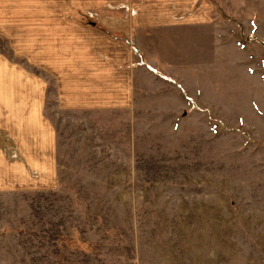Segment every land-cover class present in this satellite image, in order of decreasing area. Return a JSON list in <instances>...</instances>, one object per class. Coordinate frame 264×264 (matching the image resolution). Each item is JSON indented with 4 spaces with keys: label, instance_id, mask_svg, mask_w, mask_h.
Wrapping results in <instances>:
<instances>
[{
    "label": "rangeland",
    "instance_id": "obj_1",
    "mask_svg": "<svg viewBox=\"0 0 264 264\" xmlns=\"http://www.w3.org/2000/svg\"><path fill=\"white\" fill-rule=\"evenodd\" d=\"M163 15L195 18L189 50L204 63L189 85L209 88L196 106L142 110L144 92L140 105L95 104L100 118H43L49 56L119 43L140 66L167 50L143 27ZM83 61L86 99L102 84ZM43 119L61 153L39 145ZM0 264H264V0H0Z\"/></svg>",
    "mask_w": 264,
    "mask_h": 264
},
{
    "label": "crops",
    "instance_id": "obj_2",
    "mask_svg": "<svg viewBox=\"0 0 264 264\" xmlns=\"http://www.w3.org/2000/svg\"><path fill=\"white\" fill-rule=\"evenodd\" d=\"M225 16L226 17H223V19L224 21H227V15L225 14ZM200 20L201 19H196V21ZM194 21L195 18L174 19L166 18L164 15L154 19H146L143 27L151 28V30L146 32L152 33V39H154L157 43L160 41V48L166 47L167 50L156 51L157 57L154 59L152 58V55H150L151 53L149 51H145V49L142 47L147 57L140 53L142 60H145L142 61V65L140 66L130 68V62L135 56L133 57V54L128 46H121L119 43H107V50L98 51V53H95L96 51L89 52L87 56L85 55V52L81 50H73L74 59L70 57L72 54L71 51L67 53L63 51V49L58 52V56H49V59L47 57L50 65L48 69L50 74L48 73V77L47 75L45 76L48 90L44 91V101L42 105L43 118H78L75 116H68V114H73L75 112V110L72 108L81 110L83 113V118H100L98 114H96V116L92 115L95 113L91 112V108L96 107L98 110V107L95 106V104L99 105L106 102L107 105L128 106L134 105V103L128 102L129 100L136 99L138 101L137 105H140L141 101L144 102L149 97H152L150 101L153 102H150L149 104H141L140 107L142 110L149 107V110L153 108V110L158 109L157 111H162V108L174 109V105L187 107L190 105V103L193 106H196L194 91L196 92V90L198 91L200 88H196L195 84L189 85V81L193 82L195 80L196 73H199L198 71L196 72L195 67L196 65L203 64L204 59L202 55H199L196 59L195 52H191L189 50V48L193 50V44L198 43L195 42V32L193 30L195 25ZM182 25H186L187 27L189 26L192 29H184V26ZM169 27L182 28V30L180 29L182 33H178V30H176L177 33H175V29L172 28L174 29L172 34L164 36L163 32L167 31L164 29ZM154 28L156 29L154 30ZM157 31H159V34H154V32L156 33ZM145 43L147 44V41ZM167 54L172 57L170 60L165 59ZM83 57H85V60L89 59L92 63L97 62L98 66L96 70H94V74L101 79L100 84H102L100 87L102 93H98L96 95L91 93L90 97L86 99H83L82 97L87 95V93H89L91 90L88 87L82 86L81 80H83L82 77L84 75V70L83 73H81L82 69L80 67L82 65L85 67L84 64H86V61L82 62V60H84L82 59ZM48 61L45 63H48ZM174 63L176 64L175 75L173 74ZM168 64H171L172 66L170 68L172 73L164 70L163 66ZM157 66L158 68H155ZM148 67H154L156 69L155 70L153 68L155 73L153 72L152 74ZM209 67L210 66L208 65V69L206 70L208 73L210 71ZM51 70L55 75L57 72L58 77H54L52 79L50 76L52 75ZM184 70L186 73L182 72ZM156 73L159 76H155ZM186 74L187 78H185ZM183 77L184 79H187L186 85L188 87L186 88L187 93L183 92L184 94H181L178 90L181 88L178 80L182 79ZM52 85H55L54 87L59 85V87L58 89H51ZM200 90L209 91V88L205 87V82L203 83V87ZM51 91L58 92V95L55 96L59 98L58 104H56V102L52 99L50 93ZM66 91H69L70 93H67ZM140 91L143 93L142 97L140 96ZM174 91L176 93H174ZM48 92L49 95L47 96ZM144 92H149L151 95L147 98L144 95ZM197 95H199L197 100H202V104L204 106L205 104H210V100L206 99L205 96L204 98H201L200 94ZM92 96H94L93 99ZM96 99H101V102L97 103ZM37 103L38 102L33 104L32 115L29 116V118H32L33 122V118L39 117L37 114H35V110L37 111ZM63 107H69V110L66 111L63 109ZM111 112L113 119L111 118V114H109L107 118H111V120L114 121L116 124L115 130H122V132L128 131L126 120L124 118L131 117L125 115L118 117L119 111L117 110L109 111V113ZM138 112H141V109ZM192 112L194 113L193 110ZM162 113L163 112H160V114ZM166 113H168L169 118H174V111H166ZM157 114L159 113H156V115ZM49 121L51 122V120ZM50 122L48 125V122L45 123L44 119L42 120V136L37 138V141H41V143H39L41 147L48 149V154H58L61 153V149L64 147L62 141L65 139V137L62 135L61 130L58 132L54 131L51 128ZM112 144L114 146H122V143L112 142ZM57 150L58 152L56 153Z\"/></svg>",
    "mask_w": 264,
    "mask_h": 264
}]
</instances>
